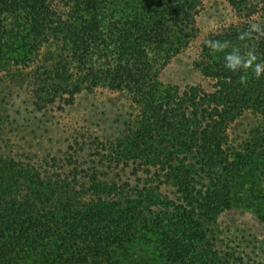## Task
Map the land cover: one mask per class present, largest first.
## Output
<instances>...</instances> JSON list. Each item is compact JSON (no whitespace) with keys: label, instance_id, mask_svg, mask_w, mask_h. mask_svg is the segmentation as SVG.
I'll list each match as a JSON object with an SVG mask.
<instances>
[{"label":"trees","instance_id":"16d2710c","mask_svg":"<svg viewBox=\"0 0 264 264\" xmlns=\"http://www.w3.org/2000/svg\"><path fill=\"white\" fill-rule=\"evenodd\" d=\"M225 1L235 19L198 44L202 80L179 84L162 72L199 37L203 0H0V73L28 70V105L59 134L83 92L135 105L110 133L74 124L52 156L0 140V264H264V240L248 248L220 220L240 209L264 226V76L240 84L204 44L264 59V38L237 39L264 0Z\"/></svg>","mask_w":264,"mask_h":264},{"label":"rangeland","instance_id":"374dc122","mask_svg":"<svg viewBox=\"0 0 264 264\" xmlns=\"http://www.w3.org/2000/svg\"><path fill=\"white\" fill-rule=\"evenodd\" d=\"M254 16L264 21V8ZM234 19L225 0H203L197 19L199 37L171 60L162 72V80L179 84L201 81L200 73L192 65L197 58L198 44L209 31ZM48 52L49 47H43L42 57ZM27 74L28 70L19 66L0 73V140H3L5 152L15 155L31 153L39 159L46 154L52 156L65 148L63 139L71 133L74 124L110 133L135 112V105L127 94L97 87L77 96L74 106L66 111L62 120L64 132L59 134L55 118L50 114L32 112L28 105ZM237 127L240 128L241 124ZM42 136L43 139L38 140ZM220 220L225 234L242 245L249 243L248 248L257 244L254 238L264 240V226L249 212L233 209L223 213Z\"/></svg>","mask_w":264,"mask_h":264},{"label":"clouds","instance_id":"9594fccd","mask_svg":"<svg viewBox=\"0 0 264 264\" xmlns=\"http://www.w3.org/2000/svg\"><path fill=\"white\" fill-rule=\"evenodd\" d=\"M264 38V21L253 16L248 21V27L238 32L237 39L241 42H252ZM211 53H223L224 67L233 73H243L239 76V83L247 86L248 73L259 80L264 76V59L257 54L254 43H246L243 47L231 41L219 39H206L204 41Z\"/></svg>","mask_w":264,"mask_h":264}]
</instances>
